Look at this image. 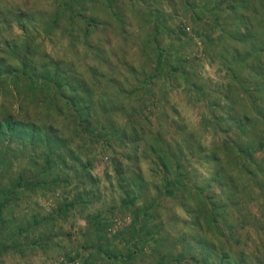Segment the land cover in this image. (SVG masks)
Instances as JSON below:
<instances>
[{
    "label": "rangeland",
    "instance_id": "374dc122",
    "mask_svg": "<svg viewBox=\"0 0 264 264\" xmlns=\"http://www.w3.org/2000/svg\"><path fill=\"white\" fill-rule=\"evenodd\" d=\"M189 1L198 4L193 9L199 22L193 19L191 9L183 0H0V57L9 46L7 52L11 55L6 57L16 62L29 47L30 56L38 66L44 61L51 72L56 67L70 72L79 92L92 89L97 100H107L109 93L121 91L125 95L122 103H125V97L138 85V79L156 78L160 104L154 108L153 98L147 95L143 104L135 106L154 124L161 123V127L155 125L152 129L148 123H143L141 145L137 142L136 146L141 147L139 155L138 148L130 142H122L120 134L105 142L91 131V122L83 119L79 127L75 126L81 134L73 137L74 146L83 147L82 158L88 160V173L94 179L80 180L70 173V176L64 174L72 178L68 185L30 189L35 182H29L33 176L28 174L25 191L20 189V202L11 200L2 211L0 264H224L222 258L227 261L226 253L238 261L241 252L247 254L248 264L257 263L256 252H264V230L253 222L254 218L260 222L263 219L260 216L264 210V175L255 179L256 183H249L237 168L227 166V172L237 178L238 189L222 198L221 205L225 203L227 208L221 212L230 214V222L223 231L214 233L212 226L207 224L210 208L202 207L197 195L203 187V179L209 175L206 162L198 155L191 157V180H186V184L173 194L164 191L160 195L158 189L165 187L163 176L149 170L151 156L143 154L150 153L145 145L153 138L154 129L162 130L174 143L181 140L184 129L197 134L198 141L208 146L218 144L223 137L215 129L217 121L211 119L214 114L220 117V112L212 105L221 99L226 88L222 89L231 81L227 60L234 61L235 50L240 49L242 54L246 50L236 41L216 39L223 30L234 28L238 31L240 26L234 24L233 14L236 0ZM252 2L257 13L264 15V0ZM156 9L162 10L167 20L163 32L158 35L161 45L175 56L170 63L185 62L187 79L175 68L176 79L168 80L166 74L157 72L159 67L146 62L147 51H151L147 40L154 32L151 15ZM54 15L59 17L55 24L52 22ZM254 31L264 36V26L253 28ZM213 41L220 47L217 45L214 49ZM259 42L264 47V42ZM89 43L93 46H87ZM97 46L102 49L95 55ZM225 48L231 53L227 55ZM213 50L224 54V58ZM127 63L136 66L138 78L125 71ZM260 66H264V55ZM143 67L150 74L148 77L143 74ZM235 68L236 62L232 70ZM242 75L245 88L237 86L236 107L245 113L248 103L238 96L247 98L249 83L254 80L248 70ZM9 87L7 94H0V102L3 96L12 111L17 105L14 106ZM30 105H34L32 99ZM32 107L25 108L23 113L37 114ZM159 115L162 118L158 117L155 122L154 117ZM73 116L68 115L66 122L57 124L69 138L75 129ZM116 119L124 128L125 113H118ZM256 123V120L252 123L251 139L262 145L264 125ZM25 143L27 140L22 141L18 136L6 139L11 149ZM256 151L259 159L263 157L264 160V152L260 148ZM13 154L11 159L16 153ZM126 157H132L130 163ZM15 159L12 173L3 170L4 180L9 179L10 174L12 179L18 178V168L22 167L24 158L17 156ZM139 165L142 173L129 175V167L132 171ZM138 181L147 188L140 190L144 188L142 185L133 190L132 186ZM207 193H214V186L209 187L206 196ZM151 213L156 216L152 218ZM18 227H23L22 234ZM204 242L213 256L208 261L201 254Z\"/></svg>",
    "mask_w": 264,
    "mask_h": 264
},
{
    "label": "trees",
    "instance_id": "16d2710c",
    "mask_svg": "<svg viewBox=\"0 0 264 264\" xmlns=\"http://www.w3.org/2000/svg\"><path fill=\"white\" fill-rule=\"evenodd\" d=\"M183 1L191 9L193 19L199 22L196 19L197 13L193 9L198 4H192L189 0ZM252 1L236 0L234 2V24L239 23L240 27L238 31L234 28L223 30L216 39L220 41L223 38H227L234 43L236 41L243 44L246 50L245 52L242 50V54V52H239L240 49L236 51L234 48V53H237V56H233L234 61L232 62L227 60L228 68H230L231 72V81L226 83V86L222 89L226 88L221 95V99H217L215 104L212 105L215 111L221 113H219L220 117L214 114L211 119L217 121L218 125H215V129L218 133H222V139H220L218 144L208 146L206 143L198 141L197 134L184 129L185 131L182 130L184 135H182L181 140L174 143L173 140L165 136L162 130L154 129L153 134L150 133L153 138H150V141L145 145L150 153H143L145 156L147 154L151 156L149 158L151 162L149 170L154 174L159 173L163 176L162 183L165 184V187L164 190L158 189L160 195L164 191L173 194L174 191L178 190V188L180 190V187L186 184V180H191L192 172L189 171V160L191 157L198 155L200 159L206 162L209 168V175L203 179V187H200V192L198 191L197 195L201 198L200 204L202 207L205 206V209L210 208L207 224L212 226L214 233L223 231L224 227H227L230 222V214L221 212L222 209L225 210L227 208L225 203V206L221 205L222 198L229 197L230 194H234L238 189L237 178L227 172V166L237 168L236 171L243 173L249 179V183L250 181L256 183L255 179L264 175V160H262L263 157L261 160L259 159L256 151V149L260 148L264 152V139L261 138L260 144L262 145L251 139L252 129L254 128L253 121L256 120V124H259V126L264 125V66H260V59L264 55V47L259 42H264V36L260 31L253 32V28L261 25L263 28L264 15L257 13ZM67 3L68 1L65 4ZM156 10L151 15L154 32L150 34L149 40H147L151 51H147L148 59L146 62H149L152 66L155 65V68L159 67L157 72L160 71L161 74H166L168 80L175 78V68H178L180 75L187 79L189 75L185 71V62L170 63V59L175 56L171 55L161 45L158 35L163 32V27L167 25V20L162 10ZM58 15H54L53 24L59 19ZM70 17L73 18L74 16L70 15ZM217 45L220 47L218 42L213 41L212 46L214 49ZM87 46L93 45L89 43ZM9 48L7 46V51ZM101 49L100 46H97L94 49L97 53L94 54L101 52ZM225 50L227 55L231 53L229 48H225ZM7 51L5 55L3 54L4 51H2L3 56L0 57V94H7L9 91L6 88L10 86L9 88H12V90H10L11 93L9 94L13 99L14 106H17L10 111L7 100L2 96L3 102H0V219L2 218V211L5 205H8L9 202L11 204L13 200L15 203L20 202V189L22 188L25 191V186L28 184V174L33 176L32 181L30 180L29 182H35V186L30 189L50 188L62 183L68 185L72 182V178L64 174L70 176V173L74 177L75 175L79 177L80 180H84L87 177L94 179L93 175L88 173V160L84 159V157L82 158L83 147L77 145L76 148L74 146L73 137L76 138V135L81 134L78 127L83 119L91 122V131L96 132L99 140L105 141L106 139H111V136L120 134L122 142H130L134 148H138L136 147L137 142L141 145L140 130H145L143 123H148L149 129L155 128V125L161 127V123L154 124L152 119L150 120L148 116L146 117L145 113H140L141 111L137 110L135 106L137 103L140 104V102L143 104L144 97L147 95L153 98L154 108L160 104V94L157 93V84L154 82L156 78L147 79L148 81L146 79H138V85L125 97V103H122V98L125 95L121 91L117 94L109 93L107 100H97L92 89L85 93L79 92V89L73 84V77H71L70 72L62 71L59 67H56L51 72L48 69V64L44 61L38 66L30 56L31 49L29 47L26 48L24 56L16 62H11L6 57L11 55ZM213 53L224 58V54L219 53L217 50H213ZM250 57L252 60L249 59ZM179 59L182 60V56H179ZM235 62L237 68L232 70ZM161 66L163 68L169 67V69H163L166 70L163 71ZM244 70H248L249 76L254 80L249 83L247 98L238 96V98H243L248 103L245 113L239 111L236 107L237 86L240 85L245 88V83L240 78L244 76L242 75ZM125 71H128L133 76L135 75L137 78L139 76L136 66H130L129 63H127ZM143 72L147 77L150 75L146 72L145 67H143ZM73 75L79 77L76 74ZM128 87L131 86L128 84ZM86 98L87 100H85ZM31 99L34 101L33 107L30 105ZM26 106L32 107V110L37 114L32 116L31 113H23L25 108H29ZM135 112H138V114L134 115ZM118 113H125L127 121L125 126H123L124 128H122V125H118L116 119ZM68 115H74L72 125L74 127L78 126L75 127L70 138L68 133L57 125L58 122H66L69 118ZM158 117L162 118L160 115L155 116V122H157ZM65 125L67 124L65 123ZM9 136L10 138L18 136L22 141L27 140V143L21 147L17 146L11 149L6 144V139ZM84 146L86 145L84 144ZM140 148L137 150V155L141 152ZM13 153L16 154L14 159H11L10 157L14 156ZM17 156L24 158L22 167L18 168L20 169L18 178L12 179L13 175L10 174V178L4 180L3 170L5 173L7 170L11 171L14 164L13 160L16 162L15 158ZM130 158L132 157L125 158L127 163L131 162ZM130 169L129 167V175H132L133 172L142 173L141 165L133 168L132 171ZM142 185L144 188L140 190H145L147 185L141 184L140 181L132 186V189H139V186L141 187ZM211 186H214V193H207L208 195L206 196L205 194ZM217 189L221 190V193L217 192ZM154 214L151 213L152 218L156 216ZM192 214H194V211ZM260 217L263 218L262 221L260 222V220L254 218L253 224L260 230H264V210ZM245 227H247V224ZM1 231L0 229V233ZM18 231L19 234H22L24 232L23 227H18ZM201 245V254L208 261L209 258L213 257L212 253L205 242ZM223 258L224 264H248L246 260L247 254L245 255L243 252L239 253L238 261L231 255L229 257V253L225 255L227 261ZM255 258L256 264H264V252H259V254L256 252Z\"/></svg>",
    "mask_w": 264,
    "mask_h": 264
}]
</instances>
